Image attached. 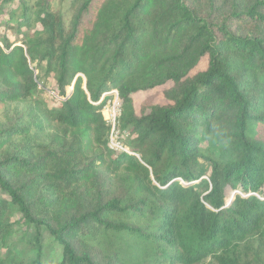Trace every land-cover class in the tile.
Wrapping results in <instances>:
<instances>
[{"label": "trees", "instance_id": "1", "mask_svg": "<svg viewBox=\"0 0 264 264\" xmlns=\"http://www.w3.org/2000/svg\"><path fill=\"white\" fill-rule=\"evenodd\" d=\"M55 1L0 0V245L18 213L61 264H264V0Z\"/></svg>", "mask_w": 264, "mask_h": 264}, {"label": "rangeland", "instance_id": "2", "mask_svg": "<svg viewBox=\"0 0 264 264\" xmlns=\"http://www.w3.org/2000/svg\"><path fill=\"white\" fill-rule=\"evenodd\" d=\"M71 5L72 0H56L54 3V9L64 19H67L70 16ZM15 7L16 4L8 7V9ZM10 37L13 38L12 36ZM206 65L207 64L203 62L197 72L205 70ZM45 83H48L47 86L40 84L39 91L42 94V98L49 101L51 106H54V99H57V96L52 91L54 82L49 80ZM171 86L172 85H167L153 91L135 95V104L138 115H143V113L146 112L148 103H154L161 106L168 105L169 101L166 98V91L169 90ZM71 91L72 90L70 89L68 95H71ZM118 104H122L121 101L116 99V96H113L111 101H109L102 110L105 120H108L111 112L118 111V106H120ZM24 110L25 105L0 104V122L6 126L11 125L15 121L17 115L24 112ZM117 126L118 125L115 126L114 132H111L110 134V147L118 152H123L122 149L131 151L129 145L131 144L132 138L129 137V135L122 134ZM199 144L203 148L209 147L207 142H201ZM114 185L117 186L116 181H114ZM236 193L237 192L234 191H228L227 203L234 199ZM11 221L14 224V230L7 236L6 241L0 245L1 256L8 255L9 261L14 260L15 262H17L15 258L22 259L24 264H35L37 257L42 259V264H61L62 250L60 245L52 237L44 231L37 232L35 228L26 227L25 224H23L22 216L18 213L13 215ZM37 233L40 235L39 244H36L35 241V237L38 235ZM202 264L215 263L212 259H208Z\"/></svg>", "mask_w": 264, "mask_h": 264}, {"label": "built area", "instance_id": "3", "mask_svg": "<svg viewBox=\"0 0 264 264\" xmlns=\"http://www.w3.org/2000/svg\"><path fill=\"white\" fill-rule=\"evenodd\" d=\"M110 95L116 96V99H118L120 101V99L118 98L119 96H118L117 90H112L110 92ZM105 97H106V94L103 95L101 102L104 100ZM118 105H120V106H118L119 107L118 111L117 112H113V113L111 112V115H109L108 120H106L112 127V131H111L112 133L115 130V126L117 125L118 118L120 117V114H121V105L122 104H118ZM122 150H123V152L130 153V151L127 150V149H122Z\"/></svg>", "mask_w": 264, "mask_h": 264}, {"label": "water", "instance_id": "4", "mask_svg": "<svg viewBox=\"0 0 264 264\" xmlns=\"http://www.w3.org/2000/svg\"><path fill=\"white\" fill-rule=\"evenodd\" d=\"M72 92H73V89H72V91H71V94H72ZM231 202H232V200H230L229 204H231Z\"/></svg>", "mask_w": 264, "mask_h": 264}]
</instances>
